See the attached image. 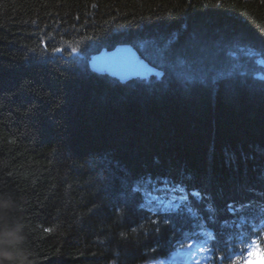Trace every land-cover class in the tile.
<instances>
[{
	"label": "trees",
	"instance_id": "1",
	"mask_svg": "<svg viewBox=\"0 0 264 264\" xmlns=\"http://www.w3.org/2000/svg\"><path fill=\"white\" fill-rule=\"evenodd\" d=\"M123 44L162 75L91 69ZM247 49L264 52L262 0H0V233L22 227L27 264L160 261L194 221L132 190L166 180L183 192H156V205L187 194L216 233L210 263L244 264L264 220L238 236L228 205L253 201L255 216L264 202V90L210 70Z\"/></svg>",
	"mask_w": 264,
	"mask_h": 264
},
{
	"label": "snow or ice",
	"instance_id": "2",
	"mask_svg": "<svg viewBox=\"0 0 264 264\" xmlns=\"http://www.w3.org/2000/svg\"><path fill=\"white\" fill-rule=\"evenodd\" d=\"M264 2V0H262ZM95 7V5H93ZM56 51H59V49H56ZM244 51V57H246V60L244 62H241V59L239 57H234L232 54V59H230L229 63L223 67L222 69L210 70L214 73L212 76L213 83H215L217 80L222 79H237V78H244L241 79L240 82L243 85H247V79L248 77H253L256 81L259 82L258 87L261 90H264V73H255L252 69L249 68L248 61H251L253 57H257V59L254 61L256 66H258L261 69H264V52H260L253 49H247ZM140 70L134 73L135 76H137L140 79L146 78L149 73L151 72V69H147L144 65L139 66ZM156 75H162L161 73H156ZM207 77V73H204L203 71L199 74V80L201 83H204ZM184 81L185 83H193L197 79V75L194 73H187L184 75ZM11 142V141H10ZM149 184L152 183L151 180L148 181ZM165 187L164 188H156L153 186L152 190H149L148 188H141L139 184L133 188V192H139L142 193V195L145 197V199L148 201L146 205L149 211H152L154 214L164 212V213H175L177 215L180 214H187L193 221H194V231H191L189 233H182V238L177 240L175 243L179 244V248L182 251L186 252V255L189 260L192 261V264H201L200 255L201 254H211L214 255V248L213 245L211 248L209 245L214 241L216 237V233L213 229H210L207 227V224L203 222V218L198 215L197 211L194 210L192 207V203L188 201L187 194L181 195L171 201L170 204L165 205L163 201H160L158 205H156V202L160 200L159 196H155L154 193L156 192H168L172 193L175 191H181L183 192V189L179 188L178 186H168V182L165 180L164 182ZM249 191H252L249 189ZM191 195L197 199V201L200 200V193L199 192H192ZM259 195V193H258ZM253 201H248L245 203H240L237 205H228V212L230 216L233 217V219L230 221L233 228H236L237 225L240 226V230L236 233L238 236H246V234L251 233L252 227H255L256 225H253L252 227L248 226V222L250 219H253L256 221V224H259L260 221L264 220V202H259L257 204V214L255 216H250L248 214V209L252 207ZM153 205H156L153 207ZM207 211L212 213V215L209 216L208 220L212 223H215V209L209 206L207 208ZM165 224L168 223V217H166L163 221ZM152 223H157V221H152ZM258 230H264V225H262ZM135 231V230H134ZM157 232L160 231L159 228L156 229ZM155 250V249H154ZM226 260H231L230 257H224ZM158 264H165L164 260H161L158 262Z\"/></svg>",
	"mask_w": 264,
	"mask_h": 264
},
{
	"label": "water",
	"instance_id": "3",
	"mask_svg": "<svg viewBox=\"0 0 264 264\" xmlns=\"http://www.w3.org/2000/svg\"><path fill=\"white\" fill-rule=\"evenodd\" d=\"M91 69L97 73H106L122 82L137 78L134 75L140 70L139 66L144 65L151 72L146 78L157 76L161 73L159 69L150 65L139 52L129 44L119 45L112 50H102L91 59ZM144 78V79H146Z\"/></svg>",
	"mask_w": 264,
	"mask_h": 264
},
{
	"label": "clouds",
	"instance_id": "4",
	"mask_svg": "<svg viewBox=\"0 0 264 264\" xmlns=\"http://www.w3.org/2000/svg\"><path fill=\"white\" fill-rule=\"evenodd\" d=\"M9 207V203L0 199V211ZM0 264H27L24 253V233L22 227H17L11 233H0Z\"/></svg>",
	"mask_w": 264,
	"mask_h": 264
},
{
	"label": "rangeland",
	"instance_id": "5",
	"mask_svg": "<svg viewBox=\"0 0 264 264\" xmlns=\"http://www.w3.org/2000/svg\"><path fill=\"white\" fill-rule=\"evenodd\" d=\"M263 245V246H261ZM258 245L253 243L248 251L246 264H264V240L263 244ZM211 257L210 254H201V264H207V260ZM184 260L186 264H192V261L188 259L186 252L179 249L176 250L174 255L165 261V264H181L180 260ZM158 264V263H156Z\"/></svg>",
	"mask_w": 264,
	"mask_h": 264
}]
</instances>
